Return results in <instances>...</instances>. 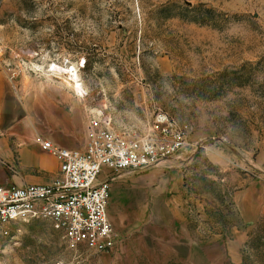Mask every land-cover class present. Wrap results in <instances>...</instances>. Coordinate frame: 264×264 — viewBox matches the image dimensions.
<instances>
[{"label":"rangeland","instance_id":"374dc122","mask_svg":"<svg viewBox=\"0 0 264 264\" xmlns=\"http://www.w3.org/2000/svg\"><path fill=\"white\" fill-rule=\"evenodd\" d=\"M0 63L18 102L68 113L80 146L91 119L185 136L157 164L113 172L150 182L109 199L148 225L92 252L49 220L16 221L0 264H264V0H0ZM72 67L82 93L60 71Z\"/></svg>","mask_w":264,"mask_h":264},{"label":"built area","instance_id":"2783aa9c","mask_svg":"<svg viewBox=\"0 0 264 264\" xmlns=\"http://www.w3.org/2000/svg\"><path fill=\"white\" fill-rule=\"evenodd\" d=\"M34 139L57 160V176L46 184H0V236H8L16 221L44 219L62 231L67 248L92 252L111 250L118 241L109 218L113 172L155 165L185 144L184 134L171 123L138 134L109 123L99 126L92 119L82 149Z\"/></svg>","mask_w":264,"mask_h":264},{"label":"crops","instance_id":"0c3cea01","mask_svg":"<svg viewBox=\"0 0 264 264\" xmlns=\"http://www.w3.org/2000/svg\"><path fill=\"white\" fill-rule=\"evenodd\" d=\"M53 105L43 110L30 109L27 102H18L6 79V68L0 63V184L49 183L58 173L57 160L33 141L34 135H42L54 144L63 147L82 149L79 140L82 138V128L72 127L65 121L66 112L61 114ZM61 111V110H60ZM63 112V111H62ZM40 113L39 120L33 116ZM150 187V182L143 184L135 181L128 184L125 181H111V197L119 203L125 197L126 188L130 186ZM126 190H125V189ZM154 187L153 189H156ZM164 202L162 198H159ZM109 218L119 236L132 235L139 228L148 225L151 214H125L124 209L117 204ZM153 219V218H152ZM158 225L168 222L173 226L175 214H159Z\"/></svg>","mask_w":264,"mask_h":264},{"label":"bare ground","instance_id":"6f19581e","mask_svg":"<svg viewBox=\"0 0 264 264\" xmlns=\"http://www.w3.org/2000/svg\"><path fill=\"white\" fill-rule=\"evenodd\" d=\"M53 66V65H52ZM53 69V68H52ZM56 69V68H55ZM60 69V68H57ZM56 71V70H55ZM59 71V70H58ZM60 71H63L64 74H66V83L71 86L72 90L76 89L78 92L82 93V85L79 82L78 79V73L76 70L72 67L71 69H60ZM75 92V91H74ZM79 95V94H78Z\"/></svg>","mask_w":264,"mask_h":264},{"label":"trees","instance_id":"16d2710c","mask_svg":"<svg viewBox=\"0 0 264 264\" xmlns=\"http://www.w3.org/2000/svg\"><path fill=\"white\" fill-rule=\"evenodd\" d=\"M85 64L88 65L89 64V60H88V57L86 58L85 60Z\"/></svg>","mask_w":264,"mask_h":264}]
</instances>
